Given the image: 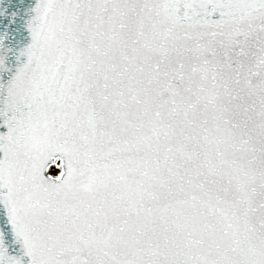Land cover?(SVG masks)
Instances as JSON below:
<instances>
[{"label":"snow or ice","instance_id":"1","mask_svg":"<svg viewBox=\"0 0 264 264\" xmlns=\"http://www.w3.org/2000/svg\"><path fill=\"white\" fill-rule=\"evenodd\" d=\"M0 264H264V0H0Z\"/></svg>","mask_w":264,"mask_h":264}]
</instances>
